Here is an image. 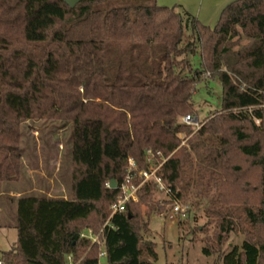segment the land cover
I'll list each match as a JSON object with an SVG mask.
<instances>
[{
  "label": "trees",
  "instance_id": "1",
  "mask_svg": "<svg viewBox=\"0 0 264 264\" xmlns=\"http://www.w3.org/2000/svg\"><path fill=\"white\" fill-rule=\"evenodd\" d=\"M185 30L191 38L183 43ZM208 80L221 85L220 109L192 134L179 120L197 117L192 96ZM262 104L264 0L229 3L212 28L156 0H78L73 8L0 0V183L19 181L23 122L69 126L71 144L69 199L18 198L17 239L0 259L98 264L104 250L106 264H122L113 257L127 246L123 225L135 263L155 264L142 238L152 215L204 202L206 227L196 229L203 254L264 264ZM147 151L165 160L156 175L169 197L159 206L155 182H146L111 220L115 229L105 226L127 159L143 170ZM111 180L116 189L106 186ZM85 231L98 243L81 237ZM232 235L243 237L240 246L224 248Z\"/></svg>",
  "mask_w": 264,
  "mask_h": 264
},
{
  "label": "rangeland",
  "instance_id": "2",
  "mask_svg": "<svg viewBox=\"0 0 264 264\" xmlns=\"http://www.w3.org/2000/svg\"><path fill=\"white\" fill-rule=\"evenodd\" d=\"M229 3L231 2L225 4L224 0H156L158 6L174 7L181 14L187 12L201 24L210 27L216 25L221 10ZM190 38V31L185 30L183 43L188 42ZM190 60L196 66L198 53L191 55ZM220 101L221 85L218 80L199 83L192 96V104L198 121L204 123L214 117L220 109ZM179 121L181 123V118ZM188 127L191 128L193 134V128ZM69 131V126L63 127L60 122L55 121H25L22 123L21 175L17 185L0 183V211L3 216L0 219V225H8L15 214L12 206L14 202L7 194L9 190L18 192L22 196L44 198L47 196L44 191L49 189L51 196L65 195L69 197L71 174ZM185 141L181 142V146L185 144ZM27 169L32 171L30 177L25 172ZM50 179L54 180L52 190ZM60 188L64 192L57 195L55 191H59ZM154 198L155 201H158L159 206L164 205L166 200L164 195L156 194ZM204 207V202H201L197 207L182 206L184 216H179L178 219L174 216L171 217L170 211L152 215L148 228L142 232V238L145 243L153 246L157 257L155 264H221L217 255L206 256L202 252L204 242L201 241V233H198L196 229L206 227ZM84 235L88 237L89 234L85 231ZM120 235L123 236V232ZM15 238L14 230L0 228L1 247L13 246ZM125 241L127 246L120 251L119 256L115 255L113 259L122 264H132L136 259L134 239L130 236L129 240L125 239ZM229 241L224 248L230 245L240 246L243 237L232 235ZM130 247L133 249V254L129 252ZM129 258L133 260L129 262ZM102 264H106V260Z\"/></svg>",
  "mask_w": 264,
  "mask_h": 264
},
{
  "label": "built area",
  "instance_id": "3",
  "mask_svg": "<svg viewBox=\"0 0 264 264\" xmlns=\"http://www.w3.org/2000/svg\"><path fill=\"white\" fill-rule=\"evenodd\" d=\"M260 109L264 111V104L259 106ZM181 123L183 125L191 126L193 131H197L202 123H200L197 117L193 115H186L181 118ZM258 123V121L256 122ZM147 161L146 166L143 170L138 171L136 167V162L132 158L127 159L125 175L123 178L122 183L118 187L119 189V196L116 202L110 208V215L105 223L106 225H110L111 220L115 217H123L125 215V206L129 202H136L137 201V191L146 182L154 181L157 186V191L159 194L164 195L165 198L169 197L170 190L165 187L161 181V179L156 175L158 169L164 163V159L160 155V153L153 154L150 151H147ZM158 159L160 162L155 163L154 160ZM109 188V185L106 184ZM171 217L174 216L175 218H179V216H184V210L182 206L175 204L170 211ZM112 229H115V226L110 225ZM88 232V237L81 234V237H87L91 240L92 243H98V238L95 235H92L90 231ZM106 257V252L102 250L99 254V261L98 264H102V259ZM68 260H71V257H68ZM0 264H6L0 259Z\"/></svg>",
  "mask_w": 264,
  "mask_h": 264
},
{
  "label": "crops",
  "instance_id": "4",
  "mask_svg": "<svg viewBox=\"0 0 264 264\" xmlns=\"http://www.w3.org/2000/svg\"><path fill=\"white\" fill-rule=\"evenodd\" d=\"M232 1H235V0H224V3L226 4V3H228V2H232ZM187 13V12H186ZM207 26V25H206ZM208 27H210V26H208ZM210 28H212V27H210ZM21 161H22V157H21ZM27 174H28V176L30 177V174H31V170H29V169H27L26 171H25ZM50 182H51V190L53 189V187H54V183H53V179H50L49 180ZM18 183V182H17ZM17 183H14V184H16L17 185ZM59 184V183H58ZM69 184H70V179H69ZM61 192H64L63 191V189L62 188H60V190L59 191H55V193L57 194V195H59ZM44 193L47 195L46 197H44V198H46V199H69V197H70V188H69V197L68 196H51V194H50V190L48 189V190H46V191H44ZM7 194L11 197V200L14 202V204H12V206H13V213H15V210H16V200L18 199V198H20V197H22V195L21 194H19L18 192H14L13 190H9L8 192H7ZM2 213H1V211H0V219L1 218H3V216L1 215ZM121 224V223H120ZM121 226V225H120ZM0 228H9V229H11V230H14L15 231V233H16V238H15V242H16V239H17V232H16V229H15V219H14V217H12V219H11V222L10 223H8V225H0ZM121 230H122V232H123V238L124 239H128L129 240V238H130V235L128 234V232L126 231V227L125 226H121ZM15 242H14V244H15ZM13 244V245H14ZM11 247L12 246H10V247H8V248H3V247H1L0 246V252H7V251H9L10 249H11ZM129 252H130V254H133V249L130 247L129 248ZM119 253L120 252H117L115 255H117V256H119ZM106 259L105 258H103L102 259V262L103 261H105ZM135 260L136 259H134V262H132V264H136L135 263Z\"/></svg>",
  "mask_w": 264,
  "mask_h": 264
},
{
  "label": "water",
  "instance_id": "5",
  "mask_svg": "<svg viewBox=\"0 0 264 264\" xmlns=\"http://www.w3.org/2000/svg\"><path fill=\"white\" fill-rule=\"evenodd\" d=\"M67 6H69L70 8L75 7V5L78 3V0H62ZM109 188L111 189H116L117 188V184L114 180L110 181L109 184ZM147 245H149V243H147Z\"/></svg>",
  "mask_w": 264,
  "mask_h": 264
}]
</instances>
